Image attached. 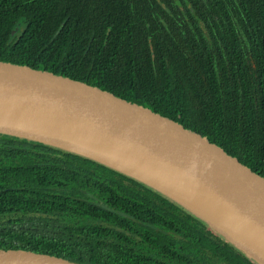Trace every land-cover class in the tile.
<instances>
[{
    "label": "trees",
    "instance_id": "trees-1",
    "mask_svg": "<svg viewBox=\"0 0 264 264\" xmlns=\"http://www.w3.org/2000/svg\"><path fill=\"white\" fill-rule=\"evenodd\" d=\"M0 60L134 100L264 175V0H0ZM28 243L92 264H259L143 181L0 133V247Z\"/></svg>",
    "mask_w": 264,
    "mask_h": 264
},
{
    "label": "water",
    "instance_id": "water-1",
    "mask_svg": "<svg viewBox=\"0 0 264 264\" xmlns=\"http://www.w3.org/2000/svg\"><path fill=\"white\" fill-rule=\"evenodd\" d=\"M0 133L119 169L237 233L264 263V175L179 120L98 85L0 60ZM0 264L92 263L28 243L0 247Z\"/></svg>",
    "mask_w": 264,
    "mask_h": 264
},
{
    "label": "rangeland",
    "instance_id": "rangeland-1",
    "mask_svg": "<svg viewBox=\"0 0 264 264\" xmlns=\"http://www.w3.org/2000/svg\"><path fill=\"white\" fill-rule=\"evenodd\" d=\"M194 212V211H193ZM215 229H217V231L223 233L224 235H226L228 238L232 239L235 244H237L239 247H241L242 249H244L248 254H250L252 257H254L252 255V253L246 249V246L244 247V245L240 244L236 239L239 237L237 233H233L231 232L229 229H227L226 227H223L222 225H218L216 223H214V221H209ZM257 261L259 262V264H264L263 262H261L260 260L257 259Z\"/></svg>",
    "mask_w": 264,
    "mask_h": 264
},
{
    "label": "bare ground",
    "instance_id": "bare-ground-1",
    "mask_svg": "<svg viewBox=\"0 0 264 264\" xmlns=\"http://www.w3.org/2000/svg\"><path fill=\"white\" fill-rule=\"evenodd\" d=\"M206 215H208L209 217H211V218H213V219H215V220H217V221H219V222H221V223H223V224H225V225H227V226H231V227H233L230 223H228L227 221H223V220H221V219H219V218H217V217H215V216H213V215H211L210 213H207V212H204Z\"/></svg>",
    "mask_w": 264,
    "mask_h": 264
}]
</instances>
